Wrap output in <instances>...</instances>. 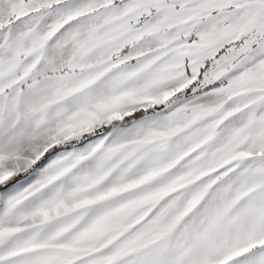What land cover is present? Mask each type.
Returning a JSON list of instances; mask_svg holds the SVG:
<instances>
[{"label": "snow or ice", "instance_id": "obj_1", "mask_svg": "<svg viewBox=\"0 0 264 264\" xmlns=\"http://www.w3.org/2000/svg\"><path fill=\"white\" fill-rule=\"evenodd\" d=\"M0 264H264V0H0Z\"/></svg>", "mask_w": 264, "mask_h": 264}]
</instances>
